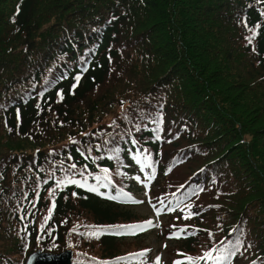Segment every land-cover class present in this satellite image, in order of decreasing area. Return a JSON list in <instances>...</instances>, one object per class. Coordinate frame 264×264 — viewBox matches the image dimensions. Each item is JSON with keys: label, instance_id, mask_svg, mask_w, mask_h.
<instances>
[{"label": "trees", "instance_id": "16d2710c", "mask_svg": "<svg viewBox=\"0 0 264 264\" xmlns=\"http://www.w3.org/2000/svg\"><path fill=\"white\" fill-rule=\"evenodd\" d=\"M64 179L83 186L57 188ZM135 180L155 208L163 198L200 212L167 214L165 264L237 237L243 254L231 264H264V0H0V264L67 249L72 264H116L149 249L142 237L80 235L145 222L108 198L117 189L140 195ZM52 190L56 208L44 224ZM185 226L196 235L169 239Z\"/></svg>", "mask_w": 264, "mask_h": 264}, {"label": "snow or ice", "instance_id": "6c2138e0", "mask_svg": "<svg viewBox=\"0 0 264 264\" xmlns=\"http://www.w3.org/2000/svg\"><path fill=\"white\" fill-rule=\"evenodd\" d=\"M257 27H260V25H257ZM253 35H255V33H253ZM251 38H249L250 40ZM85 64L87 63V61L84 62ZM88 68L82 67L81 68V72L80 74H77L74 79H75V83L72 85V89H73V94H74V90L75 88L79 85V82L81 80L82 74L84 72H87ZM45 91H47V88H45ZM43 92L40 93L41 96H43ZM59 99L62 100L63 99V92H59L58 93ZM162 107V105L160 106ZM153 123H155L157 125V127L155 129H153V131L157 134L156 135V139L159 140L160 136L159 133L163 130L161 125L163 124V115L162 114H158L155 119L152 121ZM115 123V122H113ZM137 130H139V125L136 126ZM75 143V141H73ZM132 143L135 144L137 143L134 139L132 140ZM99 147V146H98ZM114 154H118L120 149H113L112 150ZM147 151V150H145ZM140 152L139 150H137V157H140ZM95 159V158H94ZM71 169H75L76 165L72 164L69 166ZM145 167H151L153 169V173L152 174H148L146 175V180L147 181H151L152 179H154V162L151 161V157L150 155H146L143 156V160L141 161V169L143 170V168ZM171 169H169L170 171ZM107 169H104V172L107 173ZM202 171V170H201ZM97 179L99 180L100 177H97ZM137 179H139V177H137ZM45 183H47V181H45ZM110 183V181H109ZM57 184V188H63L66 187L68 184H78L80 186H83V184L80 181L74 180V179H64V180H58L56 181ZM104 187H108L109 184H104ZM181 188H183V185L180 186ZM91 191H98L99 187L98 186H92L90 188ZM199 191H204L203 188H200ZM198 193H191L190 195H197ZM39 194L37 193V196ZM49 195L52 197V201L51 204L48 208V215L44 217V224H46L48 222V220L51 219L52 213L56 208V192L55 190H52L49 192ZM73 195L75 196L76 193H73ZM103 195V193H102ZM175 195V194H173ZM108 198L110 199H121L125 202L131 201L134 203H143V201H134L132 200L130 194L128 193H124L122 189H117V196H112L109 194ZM189 197H185V199H188ZM151 202V201H150ZM32 203V207H35V202H31ZM160 204L161 207L160 208H156V213L159 216V214L162 211H175L176 208L180 207L181 204H184L183 200H177L176 205L173 206L171 202H169L166 206L164 204V199L161 198L160 200ZM153 207L155 208V205H153ZM212 207V206H210ZM193 208V204L191 203H187L184 204V208H181V211L184 212V219H190L192 216H199L200 212L196 211L193 212L191 211V209ZM185 209H187V211H185ZM22 219L24 217H21ZM44 224H41V232L44 231ZM160 225L158 223L153 224V222L151 220L142 222V223H138V224H129V225H114V226H87L89 227L91 230L86 232V233H80V235H86L89 238H95V239H99L101 235H105V234H113V235H136L138 232H142V231H146L149 227H159ZM173 228H175V225L172 226ZM237 229L233 228L232 231H236ZM25 231H27V229L25 228ZM73 232H76L77 229L73 228L72 229ZM207 231V230H204ZM242 233V229L240 230ZM182 234H187L189 236H194L196 235L195 231H188V226L179 228L176 231H173L172 233H170L169 235V239L171 238H181ZM209 236L212 237V233L209 231L208 232ZM48 235H51V231L48 232ZM41 239H43V236L38 235L37 236V241L39 242ZM223 243V242H221ZM71 246V245H70ZM52 248H56L57 245L55 243L52 244L51 246ZM165 247H167V245H165ZM243 247V241L237 237L235 243H232L231 241L229 242V246L227 248H223V249H216L215 247L205 251L203 253V255L201 256H197V257H191V256H186L184 254V260L188 261V264H199V262L201 260L203 261H213L214 264H231L232 262V258L235 257L237 255V253H240L241 255L243 253L240 252L241 248ZM251 247V244L248 245V248ZM247 249H245L246 251ZM150 252L149 249H145L142 250L138 253H132L129 254V257H136V258H143L147 255V253ZM216 252L218 254L214 255L213 253ZM129 257H118L116 258V264H118V261L120 260H126ZM95 259V258H93ZM184 260H177L174 262V264H184ZM29 264H31V259L29 261ZM96 264H113L112 261H96ZM155 264H160V257H156L155 259ZM252 264H256L255 261L252 262Z\"/></svg>", "mask_w": 264, "mask_h": 264}, {"label": "rangeland", "instance_id": "374dc122", "mask_svg": "<svg viewBox=\"0 0 264 264\" xmlns=\"http://www.w3.org/2000/svg\"><path fill=\"white\" fill-rule=\"evenodd\" d=\"M137 182V180H135ZM138 185L139 181L137 182ZM142 193L140 195H136V198L139 197V200L137 201H143V203H138L137 207H132L134 213L136 214H143V215H147V217H150V215H153L156 217L155 220V224L158 223L160 224H164V221L166 219L165 216L163 215H157L154 214V211L150 205L149 199H151V197L149 196V192H147V190L142 189ZM149 194V195H147ZM146 217V218H147ZM131 224V223H130ZM129 225V224H126ZM161 225V226H162ZM162 228L159 229V227H155V230H153V232L151 234H146L144 236H142L143 240L141 241V244L143 245H147V247L150 249V254L149 256H145L143 258H136V257H131L130 259H134V263L135 264H145L144 260H146L148 262V264H155V259L156 257H160V264H165L167 262V260H171L173 257L172 255L169 253V251H167V247H165V243L167 241L163 240V237H159V234L161 233ZM158 235V236H157ZM126 242H132L134 241V239H123ZM168 245V244H167ZM131 247H133V245L130 244ZM67 250H72V249H67ZM65 250V251H67ZM41 251V250H40ZM45 252V251H43ZM62 252V251H61ZM61 252H57V253H61ZM47 253H51V252H47ZM57 253H51V254H57Z\"/></svg>", "mask_w": 264, "mask_h": 264}, {"label": "water", "instance_id": "95a60500", "mask_svg": "<svg viewBox=\"0 0 264 264\" xmlns=\"http://www.w3.org/2000/svg\"><path fill=\"white\" fill-rule=\"evenodd\" d=\"M73 251L67 250L57 254L35 251L29 255L26 264H72Z\"/></svg>", "mask_w": 264, "mask_h": 264}]
</instances>
